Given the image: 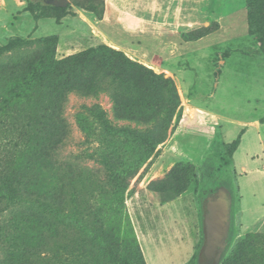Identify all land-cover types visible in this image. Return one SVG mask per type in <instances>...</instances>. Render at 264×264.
Returning <instances> with one entry per match:
<instances>
[{"label": "rangeland", "instance_id": "rangeland-1", "mask_svg": "<svg viewBox=\"0 0 264 264\" xmlns=\"http://www.w3.org/2000/svg\"><path fill=\"white\" fill-rule=\"evenodd\" d=\"M20 1L0 0V46L14 36L24 41L0 51V128L16 126L23 134L9 154L2 150L7 140L0 136L5 162L0 193L8 179L23 171L39 141L40 124L48 112L56 114L64 98L69 134L56 158L64 168L67 193L59 212L29 202L15 207L52 221L58 234L29 247L25 257L21 252L10 255L0 241V264H133L134 243L146 264H187L198 255L204 220L217 213L221 193L230 195L222 264H264V233L242 234L240 228V211L245 226L264 217V208L258 207L264 197L256 195L248 179H237L230 147L250 126L264 147V41L259 31L264 32V0H255L253 18L248 0H159L162 9L157 12L154 0H146L139 13L121 16L118 31L108 32L116 43L94 28L95 39L89 41L82 35L88 32L83 22L67 18L63 27L70 32L57 44L38 40L50 33L49 27L33 38V26L35 16L47 18L52 10L59 19L54 3L61 0H24L23 6ZM64 1L65 16L75 15L77 5L92 17L104 15L102 0ZM22 12L33 20L20 17ZM110 16V21L119 17ZM102 45L170 79L178 95L173 107L146 71L133 74L141 86L134 99L113 104L103 91L73 93L89 77L82 72L84 65L59 75L52 63ZM70 49L73 53L66 55ZM100 71L99 78L108 74ZM107 82L101 80L92 90ZM170 107V121L162 129L163 110ZM100 112L114 128L150 131L162 141L149 156L136 141L105 136L96 115ZM210 188L217 195L203 202L204 219L201 198Z\"/></svg>", "mask_w": 264, "mask_h": 264}, {"label": "trees", "instance_id": "trees-1", "mask_svg": "<svg viewBox=\"0 0 264 264\" xmlns=\"http://www.w3.org/2000/svg\"><path fill=\"white\" fill-rule=\"evenodd\" d=\"M248 1L251 5L250 16L253 18L255 16L257 4L255 0ZM76 7L87 10L79 5ZM55 9V11H60V15L65 13L66 10V8L59 5H57ZM96 18L101 19L102 17ZM34 20H38V16H35ZM259 31L261 33L260 39L261 41H264V32L262 30ZM43 39L46 42L54 41L55 44L58 42L57 36L43 37L38 40ZM23 42V39L19 36L11 37L5 45L0 46V51H9L16 46L21 45ZM94 60L95 63L92 65ZM52 65H54V68L59 75H62L67 68H71L75 65H84L82 72L89 76L86 78V84L84 87L73 89L74 91L72 90V92L80 96H92L94 91H103V93H106L110 97L113 104H116L117 101H124L122 99H134L140 95L141 86L138 79L133 76L134 73L146 71L147 73L152 74L150 70L129 60L122 52L113 50L104 45L95 48L90 47L75 55H70L62 60L54 61ZM95 65L97 66L96 68ZM90 66L92 68H90L91 71L88 72ZM100 69L103 70V73L108 71V74L99 78L100 74H102ZM152 79L154 84L162 86L167 93L164 102L171 104V107H173V104H175L178 99L177 90L174 84L170 79H163L161 75L152 74ZM101 80L108 81L106 83L108 86L92 90L94 87H99ZM64 100L61 102L60 109L56 111V114L48 112L45 116L39 128V141L31 150L25 168L22 172H19L17 175L15 174V176L8 179L6 184H4L5 190L3 193H0V241L7 244L4 250H8L10 255L15 254V252H21L23 253L22 257H25V252L28 251L29 247L34 248L39 243L43 244V241L47 236H50L51 238V236L55 237L58 234V228L52 221L43 216L32 213L28 214L23 211V209H15V207L19 204L29 202L30 204H40L43 209L59 212L63 206L65 195L67 193L65 190V175L64 168L61 167L56 155L59 153L60 147H62L69 134L68 124L63 116L62 104ZM171 107L168 110H163V113L165 112V114L161 120L162 129L163 125L170 121V116L167 113ZM159 112L161 113L162 109ZM96 115L103 126V134L105 136L111 138L127 137L129 140L136 141L149 156L153 153L155 144H159L162 141L160 136L151 134L150 131L143 134L138 131L128 132L125 129L114 128L109 124L104 112L97 113ZM3 128L4 130H1ZM0 132L3 133L2 135L0 134V136H3L7 140L2 150L6 151L8 154L10 153L11 148L18 146V143L23 139L22 128L20 130V128L16 126L12 127L4 125L0 128ZM242 133L243 132H241L230 144L232 154L240 143ZM0 152L2 153V151ZM5 158L6 157H4V159ZM4 172L5 162L0 159V180L5 178ZM211 189L213 188H210V190H208L201 198L202 217L205 216L206 207L203 202L208 201L212 197V193L215 192L214 189ZM216 193L217 192H215V194ZM216 197H220L221 199L219 207L228 199V195L223 193L218 194ZM25 210L30 209L27 207ZM7 214L11 216L7 218ZM29 215H31L34 220L29 218ZM205 218L206 217H204V219ZM206 221L207 219L204 220V223ZM47 231L52 232V235ZM6 240H8V242ZM9 240H11V243ZM133 245L134 247L131 248L134 256L132 257L134 260L133 264H146L140 249L135 243ZM199 252L200 250L198 251V255L193 257L187 264H199ZM226 253L227 251L220 252L214 262L216 264H222ZM120 261L121 264L127 262Z\"/></svg>", "mask_w": 264, "mask_h": 264}, {"label": "crops", "instance_id": "crops-1", "mask_svg": "<svg viewBox=\"0 0 264 264\" xmlns=\"http://www.w3.org/2000/svg\"><path fill=\"white\" fill-rule=\"evenodd\" d=\"M103 1L105 4V11L101 19L90 16L92 15L91 11L83 10L80 8L76 9L75 15L72 14L65 16L64 14H61L59 16V19L55 16L56 13L53 11L50 12V14L46 15L48 16L47 18L45 17V15L40 14L38 16V20L35 21V25L33 26V38L42 36L44 34L42 33V31L46 30V28L49 27V29L52 30H49L50 33H46L44 34V36L48 37L50 35H56L59 41H61L70 32L69 29L63 27V22L67 21V18H77L87 27L88 32L81 33L82 35L86 36L89 41L92 42L93 39H95L91 35V32H93L94 28L105 35L109 40L116 43L115 39H113V37H111L108 32L111 30L115 32L118 31L120 29L119 23L121 20V16L125 14L131 15L139 13V10L141 8H145L146 0ZM24 3V0L20 1V4H22V6L24 5ZM153 8L155 12H157L156 10L162 9V5L160 4L159 0H154ZM114 13L116 15H119V17L116 20L110 21V15ZM19 15L20 17L26 18L29 22L33 20V17L28 12H22ZM50 15H52V17H50ZM133 29H136V27L134 28L133 26ZM24 32L25 30L19 31L17 35H23ZM126 38L129 39L128 36ZM60 49L62 48L59 44V52ZM71 53H73L72 49H70V51L66 52L65 54L69 55ZM252 129H254L255 132L254 136H250V134L253 132ZM229 140L231 141V139ZM261 142L262 138L259 135V132L256 130V128L250 126L245 131L243 130L240 138V143L237 149L232 154L233 166L235 168V171L237 172V179H248L250 181V184L254 186L256 195L258 197H264V147ZM261 200H264V198H262ZM260 202L261 203L258 205V207L262 209L264 208V203H262V201ZM262 211L264 212V209ZM240 220V228L242 234L248 233L250 231L264 233V217L257 218L253 223H248V221H246L247 224L245 226L244 221H242L244 220V211H240Z\"/></svg>", "mask_w": 264, "mask_h": 264}, {"label": "water", "instance_id": "water-1", "mask_svg": "<svg viewBox=\"0 0 264 264\" xmlns=\"http://www.w3.org/2000/svg\"><path fill=\"white\" fill-rule=\"evenodd\" d=\"M64 0L54 4L63 6ZM229 195V194H228ZM222 204V203H221ZM230 225V195L217 213L203 225V243L199 252V263H212L224 248Z\"/></svg>", "mask_w": 264, "mask_h": 264}]
</instances>
